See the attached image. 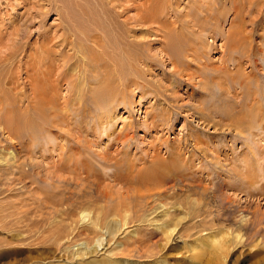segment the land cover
I'll return each instance as SVG.
<instances>
[{
    "label": "rangeland",
    "instance_id": "374dc122",
    "mask_svg": "<svg viewBox=\"0 0 264 264\" xmlns=\"http://www.w3.org/2000/svg\"><path fill=\"white\" fill-rule=\"evenodd\" d=\"M170 1H172L170 8L174 9L176 15L181 16L203 0ZM219 1H222L220 11L224 9L217 17L224 33L230 28L231 19L237 22L242 20L241 26L245 31L244 36L237 37L238 45L243 40L246 50L250 48L248 51H255L253 56L256 64L254 66L253 62L248 61L244 48L243 55L240 54L243 56L240 80L246 79L244 82L246 84L249 82L253 88L258 85L261 105L263 103L264 106V0H244L245 3L239 2L241 8L235 3L236 10L232 9L228 2H224L227 0ZM57 2L61 5V0ZM137 3H141V0H136ZM124 4L127 7L126 15L136 13L133 1ZM52 5L50 0H0V58L2 53L15 50L10 59L20 63H15L21 67V69L18 67L20 74L17 72L18 81L21 82L16 83L19 88H22V81L25 80L21 61L35 56L46 41H54V44L61 39V17L59 11L57 13ZM44 12L47 13L44 15ZM171 14L167 15L168 20L176 17ZM147 27L149 25L143 26V31L135 32L139 37L137 39L143 41L141 50L149 59L146 58L147 63L140 64L142 87L140 85V88H128L125 100L119 99L101 106V109L91 100L80 102L78 107V103L72 100L68 107L80 108L79 111L76 108V113L71 110L69 119L64 117L68 115L67 112L60 111L64 116L60 117L61 113L59 119L55 120L64 126L62 125V129L59 126L51 129L70 130L71 133L77 132L84 136L86 134L87 152L89 151L92 156L97 158V155H105L104 158L112 163L126 160L128 164L131 163L132 171L135 170L133 172L136 174L132 172L135 176L138 168L142 174L146 171L141 170L144 167L148 168L147 170L151 169V166L158 167L159 173L162 174L159 176L161 178L157 177L148 182L151 183L148 187L150 191L146 192L144 188L139 191L142 183L140 185L139 182L128 183L125 178L121 182V178L110 177L111 174L115 175L118 172L111 164L107 166L95 163L94 169L100 175L98 178L100 186L103 189V186L108 184L104 193L109 195V198L105 196L101 197L103 200L85 202L87 205L74 201L70 204L73 208L71 214L55 217L54 211L50 212L51 208L37 202L38 197H35L36 191L37 193L39 191L36 187L50 190L53 188L52 185L46 181H34L33 176L11 183L13 178V175L9 176L11 173L9 171H12L11 161L25 163L23 169L27 172L29 164L24 160L27 159L29 163L31 160L26 158L28 154L22 150L23 147H18L21 144L17 140L12 141L15 146L5 140L6 133L0 123V264H264V196L257 193V190L264 192V134L254 136L257 144H260L253 145L252 153L247 152L248 147L243 144L245 141L243 137L248 131L239 133L237 129L235 131L226 129L223 125L227 120L223 118L227 116L222 113L228 99L230 105L228 103L227 105L239 109L243 102L248 100V94L245 92L247 88L243 84H231L225 74L214 71L212 73L217 77L214 78L210 72L212 81L209 78L203 79V75L209 69L208 64L221 65L219 62L223 57V39L221 36L211 37L207 31L199 30L203 38L199 41H204L206 45L203 47L202 57H182L184 46H181V52H178L182 64L176 65L161 50L163 46L159 41L160 36L152 33ZM195 45L200 46L198 43ZM257 48L261 50L258 52ZM29 52L32 55H29ZM14 53L17 56L14 57ZM66 53L71 54L72 50ZM77 59L75 56L70 61L75 63ZM229 65L232 69V65ZM2 66L1 63V86L5 73L1 70ZM251 66H254L252 73ZM230 86L232 87L230 96L221 92L225 89L230 90ZM65 87L66 85H63L62 88L64 96L67 94ZM13 91L11 89L10 94L14 95ZM86 94L88 95L87 91ZM235 102L237 104H234ZM19 104L23 105V102ZM198 108H209V116H213L216 124L223 125L213 127L211 121L207 123L201 117ZM4 110L5 108L0 107L1 114L5 112ZM204 111L207 113V110ZM63 119L67 120L66 123ZM247 138L249 139V136ZM59 142L64 143V140ZM216 148L218 153L214 150ZM54 152L52 151L55 160L57 152ZM11 155L15 158L10 160ZM216 156L220 159L218 164L214 162ZM40 157L33 159L35 163H40L37 164L40 166L39 175L44 178L47 175L43 165L48 166V158ZM242 159L249 161L259 159L262 167L258 168V178L261 179L258 183L262 185V189L259 187L248 193L245 182H234L236 177L231 174L232 162L236 161V165L244 164ZM157 160L163 163L159 164ZM51 162L52 160L48 159V163ZM213 165L218 171L211 174L207 169ZM4 176L10 178L6 180ZM184 177L201 187L195 186V192L191 193L190 190H187L189 193L186 192L185 184L189 182L185 179L183 182ZM31 178L34 182L30 181ZM89 180L91 182L92 177H89ZM160 181H163L162 185L153 184ZM202 191V195H198ZM150 193L153 194L150 196ZM51 196H57L54 198L63 201L68 194L52 193ZM93 196L96 194L93 193ZM82 205L87 207L84 209L86 216L80 218L81 212L79 214L76 212H79ZM114 219L120 224L118 228L105 230L106 226L116 221ZM96 222L98 224H95Z\"/></svg>",
    "mask_w": 264,
    "mask_h": 264
},
{
    "label": "bare ground",
    "instance_id": "6f19581e",
    "mask_svg": "<svg viewBox=\"0 0 264 264\" xmlns=\"http://www.w3.org/2000/svg\"><path fill=\"white\" fill-rule=\"evenodd\" d=\"M50 1L53 3L52 7H54L57 10L56 11L57 13L59 11V15L61 17V21H60V25L62 28L61 39H59V41L55 42L54 44H53L54 41L51 42L46 41V43H44L39 48L40 51L36 52L37 54L34 52L35 56L29 52L28 54L29 55L31 54L32 56L27 57L25 58V60L21 61V63L23 62L21 65H23L22 67L25 73V78H24L25 80L22 81V88L21 87L19 88L18 85L16 84V83L18 84L21 83V82L19 83L18 81L19 75H17L20 72L18 70L21 69V67L19 65H15L16 62L10 59L11 55H13V52L15 50L13 52L12 51L9 52L8 50L7 53L1 52L2 59L0 58L1 59L0 64L2 63L3 65L2 66L3 68L1 67L2 68L1 70L5 73L3 74L4 76L3 84L2 86L0 85V107L5 108L4 110L5 112H3V114H1L0 112V123H2L3 130L6 133L5 140H8L10 143L14 140H17V142L21 144L18 145V147L19 146L23 147L22 150H24L28 154L26 158L28 157V159L31 160L32 163V164L29 163L27 159L24 160L29 164L28 170L26 172L23 169L25 163L16 162V160H12L10 163L12 171H9L11 172L9 173V176L13 175V178H11L12 182L11 181L10 182L13 183L14 180L22 181L27 177L29 178L33 176L35 177V179L33 178L34 181H46L48 182L49 185H52L51 187L53 188L50 190H45L42 189V187L35 186L37 189H39L38 193L36 191L35 197L36 198L38 197L37 202L41 203L42 205L44 204V206L47 205L49 209L51 208L50 212L51 210H53L54 211L53 215H55V217L56 215L68 216L69 214H71L72 213L71 210L73 208L70 204L73 203L74 201L75 202L80 201L79 203L85 204V202L92 203L93 201H96L98 199L103 200L101 197L107 196L109 198V195H105L104 193V190L106 189L108 184L104 185L103 189L100 186V179H98L100 175L95 170L96 169L95 163H98L99 165H107V166L111 164L114 170L115 171L118 170V172L115 175L114 173L111 174L112 176L110 177L115 176L117 177V179L121 178V182L123 181V178H125L128 183L135 182L137 184V182H139V185L142 183L141 185L142 187L139 188L140 190L137 189V194L143 188L144 190L146 189L145 190L146 192L150 191L148 187L151 183L148 182L162 175L159 173L158 167L153 168L154 166L153 167L151 166V169L149 170H147L148 168L146 169L145 167L144 169H141L143 171L146 170L142 174H140L142 172L141 170H140L141 172L139 173V168L137 167L138 172H137V176H135L132 174V172L135 170L132 171V166L130 165L131 163L128 164V161L125 160V162H123V160H121L119 162L112 163V161L110 162V160L104 158L105 155L104 156L102 155L103 157L97 155V158L100 159L98 160L96 157L92 156L89 151L87 152L86 142L88 140L86 134L84 136L78 134L77 132L71 133V131L68 129L67 130L70 132L65 131L64 129L57 130L59 129L58 127L57 129L55 128L57 131L55 130L53 131L51 129L52 127L54 128V126H59L62 129L63 123L59 125L57 120H55V119H59V116L62 113L60 111L64 110L63 113L67 112L68 114L67 116H64L63 113L60 116V117L64 116L66 119L68 118L69 114H71L72 112L71 110H73L76 113L75 111L76 108V110L79 111L80 108L77 109V107L79 106L80 102H87L91 100L95 105L98 104V106L97 105L96 106L100 108L101 106L107 105L109 103H114L119 99L125 100L128 95L127 94L128 88L130 87L138 88L140 85L142 87L140 81L141 78L140 64L142 62L147 63L146 58L147 60L149 59L148 57L145 56V52L141 50L142 49L141 47L143 46V41L137 39L139 37H137L138 35H135L136 34L135 32L143 31L142 27L145 25L147 26L149 25V27L147 28H149L150 31H152V33H154L155 35L160 36V38L159 37L158 38L163 46L161 50L164 51L165 54L168 56V59H170V61L176 65L179 63L182 64L181 63L182 58H179L180 56L179 52H181L180 51L181 46H184V50H183L184 53L181 54L182 57L183 56L185 57L192 56L193 58L202 57V54L204 53L203 47L205 48L206 45L204 41H199V39L203 40L202 34L199 32V30L207 31L209 34H211V37L212 36L222 37L223 39L222 47L224 49H223V57L219 62L221 65L206 64L209 67V69L207 73L203 75L204 77L203 79L209 78L212 81L213 78L210 76V72L212 73V71L218 72L220 74H225V77L229 79V82L231 84L233 83H236L237 85L243 84L245 88H247V91L245 90V92H247L248 94L247 95L248 100L244 98L246 101H244L243 99L244 102L241 105V107L238 106L239 109H233L232 108L233 106L232 107L229 106L230 105L229 99L228 101L224 99L226 101L225 102L226 105L222 109L223 112L221 111L223 115L225 114L227 116V118H223L227 120L224 123V125L220 123L216 124L217 121L213 120L214 119L213 116L212 115H211L212 117L209 116L210 115V113H208L209 108L208 109L198 108L200 110L199 113L201 117L204 118L203 120H205L207 123L211 121L210 123H212L213 127H215V125L218 126L223 125L225 126L226 129H230V131L231 130L235 131L237 129L239 133L247 130L248 131L247 135L243 137L245 139V141H243V144L245 143L244 145L248 147V150L246 149L247 152L252 153L254 148L253 145L258 146L260 144V143L257 144L256 140L254 139V136L264 134V110H263L264 106H262L263 103L261 105V97L259 96L260 91H258L259 87L258 85H255L253 88L252 86H250V84H248L249 82L247 84L246 82H244L246 79L240 80V78H242L241 67L243 66L242 55L245 47L243 40L240 43V45H238L237 37L244 36L245 30L242 29L243 26L242 20H240L241 22L239 21L237 22L234 19H231L230 28L224 33L223 29H221L220 27L221 22L218 23V17H217V14L219 15V12H221L220 9L222 6H220V4H222V1L219 0H203L202 2L200 1L199 4L195 5L192 9H190L188 12H186L181 16L176 15L174 9L172 10L170 8L172 2L170 0H141V3L139 4L138 3L136 4V0H125L124 2L123 0H65V1L61 0V5H59L60 2L59 3L57 2L60 0H50ZM127 1H133V5L135 6L134 9L135 10L137 9L134 15L130 16L125 14L127 7L124 3ZM224 2H228L231 5L232 9L234 10H236L235 3L239 8L242 7L239 5L240 4L239 2H241V4L243 2L245 3L244 0H227ZM223 9L224 8H222V12ZM46 13L47 12H44V15ZM170 14L176 17L173 20H168L167 15L169 16ZM123 16L124 18H122ZM253 17L256 18V16ZM235 22L237 23L235 24ZM196 43L200 44V46L198 45L196 46L195 45ZM251 45L253 44L251 43ZM258 49L259 48H257V51L259 52L261 49L259 50ZM69 50H72L71 54L66 53V51ZM248 50H246V48L244 50L247 54L246 56H248V61L253 62L255 66L256 60L255 57L253 56L255 51L252 50L248 51ZM240 54L242 55L240 56ZM15 56L17 55H15L14 53V57ZM75 56L78 57V59L75 61V63H72L70 59ZM16 64H20V63L18 62ZM229 64L232 65L233 67L232 69L229 67L230 66ZM254 66L253 67L251 66V69L254 68ZM18 67L20 68L18 69ZM250 72L252 73L253 69ZM250 75H252V77L254 76V74H250ZM250 75H248V77H250ZM212 76L214 78L217 77L213 73ZM203 83L205 86L206 82L204 81ZM7 85L9 86L7 87ZM63 85H66V87L64 88L67 91L66 96L62 94ZM93 85L95 86L94 88ZM11 89L14 90L13 91L15 92L14 95L10 94ZM86 91L88 95L86 94ZM221 92H223L227 96L232 92V87L230 88V90L225 89L224 91ZM18 100L20 102L22 101L24 106L21 105L22 103L19 104L20 102L18 103ZM72 100L78 103L77 107H75L74 109H70L68 107L70 105L69 102ZM249 100L251 103L249 102ZM227 103L229 105H227ZM61 104L63 107L61 106ZM234 104L237 103L235 102ZM222 107L223 106H221V108ZM204 110H207L208 114ZM213 111L215 110L213 109ZM65 119L63 120L66 123L67 120ZM247 136H249V139L247 138ZM59 140L61 142L64 140V143L63 142L60 143ZM12 143L14 146L16 145L14 144V142ZM214 150L216 153L219 152L217 148ZM52 151L57 152L56 153L57 159L55 158V160L53 159ZM38 156L52 160L51 163H48V159H47L48 166L43 165V167H45L44 169H46L45 171L47 177H44L45 174L43 175L44 178L40 176L41 174L38 171V168L40 167L38 165L40 163H35L33 159V158L36 159V157ZM218 156H216L215 158L216 161H214L217 164L220 163V159L218 158ZM14 158L15 157L11 155L10 160ZM225 158H227V155H225ZM254 161H249V159H245V160L242 159V162H244V164L238 163V165H236V161H235L232 162V166H231V172H232L231 174H233L236 177L234 178V182L235 183L241 181L245 182L246 184L245 186H247L248 193L254 192V189L257 190L259 187L262 186V185L260 186L258 183V181L261 180L258 178L259 177L258 170L260 169L261 165L258 162L259 159H254ZM156 162L159 163L158 160ZM161 162L162 161H160V163ZM208 168L210 169H207V171L211 174H214L218 171V169L215 170L216 167H214V165L213 167L210 166ZM7 176H4L5 179L7 178ZM89 177H92L93 180H91V182L93 183L90 182ZM185 178L186 177L182 178V181ZM33 180L31 178L30 181L34 182ZM185 180L189 182L188 179ZM189 180L192 181L193 179L192 180L189 179ZM103 181L105 180H102V182ZM162 182L163 181L153 184H155V186L162 185ZM94 185L96 186L94 187ZM185 186H186V192L188 193L189 191L187 190H190L191 193L195 192L194 191L195 186L201 187L192 182L185 184ZM47 188H49V186ZM76 188L78 191L76 190ZM257 191H258L257 193L263 194L264 196L263 191H259V190ZM52 193L58 195L59 193H62L63 195L68 194V197L65 196L66 197L65 200L62 201V200H58L57 198L56 199L54 198L57 196L52 197L51 196ZM93 193H95L96 196H93ZM202 193L203 191L200 192V194L198 193V195H202ZM152 194L150 193V196ZM59 199L62 198L59 197ZM80 207L81 209L79 210V212L76 213L79 214L81 212L80 218H83L84 215L86 216L84 212L86 210L85 208L87 207L83 205ZM46 211H48V209ZM89 213L87 215H89ZM100 222H102V224L104 225L106 224L104 223V221H100ZM95 224L98 223L96 222ZM122 224H124V222ZM119 225H120L119 222H117L116 220L114 223L106 226L105 230L117 229ZM108 264H112V263H108Z\"/></svg>",
    "mask_w": 264,
    "mask_h": 264
}]
</instances>
